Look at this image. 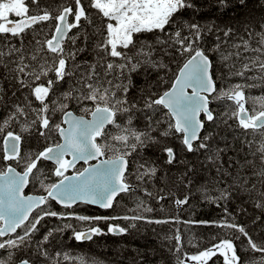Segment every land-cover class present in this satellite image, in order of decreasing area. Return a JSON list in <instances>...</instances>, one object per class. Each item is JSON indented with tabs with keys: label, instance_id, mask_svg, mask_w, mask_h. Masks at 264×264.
Instances as JSON below:
<instances>
[{
	"label": "snow or ice",
	"instance_id": "snow-or-ice-1",
	"mask_svg": "<svg viewBox=\"0 0 264 264\" xmlns=\"http://www.w3.org/2000/svg\"><path fill=\"white\" fill-rule=\"evenodd\" d=\"M218 2L221 7L226 5V0ZM239 4L244 6L245 0H239ZM188 10L193 14L198 13V0H73L71 4L60 5L55 12L46 6L45 0H0V41L3 42V47H0V66L15 73L14 79L19 89L27 92L24 102L13 103L11 111L0 123V133H5L6 128L16 123L21 128L20 133L6 131L0 159L24 165L19 172L11 163H8L6 170H0V250L7 252V258L0 259V264H17L14 260L16 253L27 250L38 231L37 225L45 216L64 217L63 213L42 209L41 206L47 205L50 200L65 208H70L77 201L97 204L105 209L113 207V201L119 193L131 190L126 176L129 166L127 157L138 148L159 143L160 137L178 136L187 152L203 151L208 154L207 161L217 165L221 153L227 151L228 146L213 148V136L201 135L207 123H216L217 115L211 108L213 101L227 105L229 110L223 113L226 117L224 123L227 125L228 120H235L236 127L245 133V143L254 159L245 160L240 165L241 169L247 168L251 173L243 183L247 184L251 177H256L264 186V95H246V89L264 87V17L254 24H246L248 39L241 37L239 43L232 45L236 51L224 53L221 51L219 37L212 49L201 47L205 28L184 18ZM45 24L52 28L50 38L35 40L37 47L29 50L32 44L29 37L44 31L42 26ZM257 25L259 31L254 30ZM249 27L253 30L249 31ZM89 28L91 31H88ZM211 30L209 26L208 31ZM233 31L229 27L223 31V36L228 38ZM145 34H151L154 41L142 40ZM13 40L16 43H12ZM90 44L95 59H81L77 63L81 54L88 52ZM209 51L218 52L224 62L235 57L241 64L232 75L245 80H258L259 83H236L218 90ZM249 52L254 55H244ZM162 53L179 55L184 58V62L170 82L161 77L159 83L165 85L163 91L149 95L144 100L143 109L138 108L127 98L131 74L142 69L171 71L162 59H157ZM9 64L14 67L9 68ZM226 66L230 71L235 67L234 64ZM251 72L257 75L248 76ZM73 76L77 77L75 86L56 96L57 86ZM121 78L127 79L128 84L115 82ZM0 92H3L2 88ZM0 101H3V95H0ZM33 101H38L39 106L33 107ZM72 101L81 105L82 111L90 119L85 115H74L69 110ZM246 104H250V107H246ZM133 110H148L152 113L145 117L147 123L143 129L133 125ZM57 112L62 113L61 123H55L52 119ZM157 113H162V119L154 118ZM124 114L128 116L126 125L118 123ZM110 125L115 127L116 134L106 130V126ZM161 128L163 131H160ZM33 129L44 138L53 132L58 133L63 142L44 147L34 157L30 154L22 155V133ZM248 134L253 139H247ZM109 136L121 147L117 148L116 143L97 142L98 138L107 140ZM163 151L167 163H174L177 153L173 147H165ZM108 152L112 155L106 156ZM69 154L71 159H65ZM97 159L98 164H89V161ZM41 160L54 161L56 167L53 175L62 179L49 185L41 180L46 195L26 196L24 188L31 183L32 178L38 179L36 173L40 171L38 162ZM78 161H83L88 167L77 170L72 176L65 175L69 168H75ZM220 170L218 166L217 171ZM156 172V167L141 164L137 170V179L151 178ZM191 182L189 179V184ZM255 189L254 183L247 191ZM228 195L222 192L220 198H227ZM259 195L264 198V191ZM176 203H187V197ZM256 207L264 208V203L258 202ZM36 210L43 211V214ZM76 219L86 221L108 218L78 216ZM123 219L139 220L142 217L125 216ZM220 226L237 229L247 237L245 254L259 256L253 255L244 261L237 254L233 241L224 239L190 256V260L208 264L219 252L224 264H264V241L253 240L242 226L228 223ZM64 227L71 225L66 224ZM17 229H22L23 234L18 233ZM108 231L124 233L127 229L109 226ZM100 233L101 229L94 227L86 232H74V238L77 241L90 240L93 234ZM52 236L53 231H49L38 242L37 250L46 259H51L53 264H58L55 258L49 256L47 249L42 247ZM176 239L180 240L179 235ZM61 255L56 253V257ZM63 259H78L79 264H86L83 257L72 258L67 253L63 254ZM18 264H31V260L21 258ZM180 264H185V261H180Z\"/></svg>",
	"mask_w": 264,
	"mask_h": 264
},
{
	"label": "trees",
	"instance_id": "trees-1",
	"mask_svg": "<svg viewBox=\"0 0 264 264\" xmlns=\"http://www.w3.org/2000/svg\"><path fill=\"white\" fill-rule=\"evenodd\" d=\"M72 2L73 0H45L46 6L54 12L60 5ZM198 9L196 14L188 10L185 12L184 18L197 22L205 28L201 47L212 49L219 37L221 51L227 53L236 51L232 45L239 43L241 37L248 39L245 32L246 24L250 22L254 24L264 17V0H245L244 6L239 4V0H226L224 7L219 5L218 0H198ZM209 26L212 28L211 31H208ZM42 27L44 31H38L29 37L32 40L29 50H34L37 47L35 40L43 41L49 38L51 27L47 24ZM229 27L233 28V34L225 38L223 31ZM252 30L249 27V31ZM254 30H260L258 25ZM73 31L75 32V30ZM88 31H91V28ZM141 39L154 41L151 34H145ZM12 43H16V41L13 40ZM253 46H255V41H253ZM0 47H3L2 41H0ZM208 54L213 60V78L218 90L228 88L236 83H259L258 80H245L232 75V72L239 69L241 64V61L235 57L224 62L218 52L209 51ZM244 55L252 56L254 54L249 52ZM81 59L89 61L95 59V52L92 50L91 44L88 52L81 54L77 63ZM157 59H162L171 71L142 69L131 74V87L127 98L138 108L143 109L144 100L149 95L162 92L165 85L159 83L161 77L170 82L178 67L184 62V58L176 54L164 55L162 53ZM226 64H234L235 67L230 71ZM12 67L14 65L9 64V68ZM247 75L253 76L257 73L251 72ZM14 76L15 73L8 72L0 66V88L3 89V92H0V95H3V101H0V123H3L4 118L11 111L12 104L23 103L24 97L27 95L26 91L19 89ZM76 79L77 77L73 76L58 85L56 96L67 91L69 87L75 86ZM115 82L128 84V80L123 78ZM14 92L15 96H13ZM246 95L253 97L264 95V87L246 89ZM88 103L90 105V102ZM69 105L81 107L75 101ZM38 106L39 102L33 101V107ZM246 107H250V104H246ZM211 108L217 115L216 123H207L201 135L211 134L213 136L214 139L211 142L213 148L228 146L227 151L221 153L217 165L208 162L206 159L208 154L203 151L187 152L178 136L160 137L159 143L138 148L130 155L126 176L133 188L127 193L119 194L113 202V207L107 211L115 217V224L127 229L126 232L120 235L93 236L89 241L77 242L73 237L74 232L83 229L80 221L70 219L71 217L66 219L46 216L37 225L38 231L34 234L26 252L25 250L17 252L14 260L27 258L33 264H40V261L47 260L50 261L49 264H53L51 259H46L37 250L38 242L42 241L43 236L49 231H53V236L42 247L47 249L49 256L55 258L58 264H79L78 259L64 260V253L72 258L83 257L86 264H180V261H185V264H199L198 261H192L189 257L213 247L224 239L233 241L237 254L241 256L242 260L247 261L253 255L258 257L259 254H245L247 237L237 229L220 225L228 223L242 226L253 240L264 241V208L256 207L258 202L264 203V198L259 195L261 191H264V186L258 182L256 177H251L247 184L243 183L251 173L247 168L241 169L240 165L245 160L254 159L249 154L248 145L245 143V133L236 127L235 120H228L227 125L224 123L226 117L223 113L229 110L225 103L213 101ZM150 115L152 113L148 110H133V125L143 129L147 123L145 117ZM154 118L162 119V113H157ZM127 119V114H124L118 123L126 125ZM18 127L19 125L16 123L6 128V131H18ZM113 130L116 134L114 126ZM160 131L163 129L161 128ZM34 132L33 135L29 134L27 138L23 139V150L30 145L33 147L43 142L42 137L37 135L35 129ZM2 135L3 133H0V157L3 155L1 150ZM247 139H253L252 135L248 134ZM113 143L116 142L113 141ZM167 146L173 147L177 153L176 160L172 164L167 163V156L163 151ZM116 147L120 148L121 146L116 143ZM108 155H112V153L108 152ZM141 164L156 167L155 176L138 180L137 170ZM218 166L221 167L220 171H217ZM238 174L239 179H237ZM189 179L192 180L191 184H189ZM254 183L256 189L251 192L247 191ZM222 192L230 195L227 198H220ZM185 197H187V203H176L177 200H184ZM146 209H151V211ZM62 211L63 208L60 207V212ZM125 216H140L142 219L125 220L123 219ZM156 221L167 222L156 223ZM66 224L71 227L65 228ZM56 229L63 230L55 231ZM17 232L23 234L22 229ZM12 235L15 236V234ZM177 235L180 237L179 241L176 239ZM56 253H61V257H56ZM4 258H7V252L0 250V259ZM208 264H224L223 256L217 252L208 261Z\"/></svg>",
	"mask_w": 264,
	"mask_h": 264
},
{
	"label": "flooded vegetation",
	"instance_id": "flooded-vegetation-1",
	"mask_svg": "<svg viewBox=\"0 0 264 264\" xmlns=\"http://www.w3.org/2000/svg\"><path fill=\"white\" fill-rule=\"evenodd\" d=\"M81 107H73L71 105H69V110H71L74 115H85V117H88L89 115H87L86 113L81 111ZM52 119L54 120L55 123H61L62 122V113H55V115H53ZM65 127V125H64ZM106 130L114 135V130H113V126H106ZM15 133H20L21 129H19L18 131H13ZM34 129L29 131V132H24L22 133L23 137L27 138L29 134L33 135ZM6 134L3 133L2 135V139H1V150L3 153V136ZM38 135V134H37ZM43 142H41L40 144L33 146L30 145L28 146L26 149H22V144H23V140L21 141V153L22 155H31V156H35L36 154H38L39 151H42L44 147L49 146L53 143H62V138L58 135V133H51L47 138L42 137ZM97 142L100 144H112L113 141L111 140V136H109V138L107 140L102 139V138H98ZM167 147H171V146H167ZM166 154V153H165ZM108 155V153L106 154V156ZM65 159H70L69 155H67L65 157ZM127 159L130 162V156L127 157ZM99 161V159L97 160H93V161H89V164H94L97 163ZM8 163H11L12 167H15L16 170L22 171L24 165L21 164H17V162L13 161V162H6L3 161L2 159H0V170H6V167L8 165ZM88 164H85L83 161H78L76 163L75 168H69L68 171L65 173V175L71 176L74 175L76 173L77 170H83L84 167H87ZM38 167L40 169L39 172L36 173V177L37 178H32L31 183H29L25 188H24V194L27 195H35V196H41V195H46V191L44 190V188L41 187L40 181L43 180L45 185H49V184H53V183H58L60 179H62L61 177H56L55 175H53L54 169L56 167L55 162L54 161H44L41 160L38 162ZM42 168V170H41ZM35 171V170H34ZM127 183L131 184L129 181H127ZM83 205V206H82ZM43 210H51V211H55L57 213H63L65 214L63 218H70V219H76V217L78 216H86V217H107L108 219H100V220H94V219H90V220H86V221H81L78 220L82 223L83 225V229L80 231H87L90 228H94V227H98L101 229V233L100 234H93V236H100V235H105V234H110V235H120L123 233H119V234H115L112 232L108 231L109 226H114L116 225L114 222V216L112 215V213L107 212L109 211L110 208H102L97 206L96 204H92V203H88V202H81V201H77L75 204H73L70 208H65L63 205L57 203L56 201H49V203L45 206H41ZM60 207L63 208V211L60 212ZM39 211L40 214H43V211L41 210H36ZM71 213V216H68L67 214ZM46 217V216H45ZM50 217V216H49ZM60 216H57L55 218H58ZM32 217L30 216V221H31ZM19 230V229H17ZM74 238V237H73ZM91 238V239H92ZM90 239V240H91ZM75 240V238H74ZM77 241V240H75ZM82 241H89V240H81ZM79 242V241H77ZM23 259H27V258H23ZM18 261V260H17ZM16 261V262H17ZM31 264H33L31 262Z\"/></svg>",
	"mask_w": 264,
	"mask_h": 264
},
{
	"label": "rangeland",
	"instance_id": "rangeland-1",
	"mask_svg": "<svg viewBox=\"0 0 264 264\" xmlns=\"http://www.w3.org/2000/svg\"><path fill=\"white\" fill-rule=\"evenodd\" d=\"M10 18H13V17H10ZM51 32H52V28H51ZM51 32H50V35H51ZM50 37V36H49ZM90 106V105H89ZM82 108V107H81ZM81 111H82V109H81ZM83 112V111H82ZM19 129H21L20 127H18ZM166 155V154H165ZM166 161H167V157H166ZM117 226H119V225H117ZM119 227H121V226H119ZM48 234V233H47ZM47 234H45V235H47ZM44 235V236H45ZM43 236V237H44ZM25 252H26V250H25ZM50 263V261H47V260H43V261H40V264H49Z\"/></svg>",
	"mask_w": 264,
	"mask_h": 264
},
{
	"label": "water",
	"instance_id": "water-1",
	"mask_svg": "<svg viewBox=\"0 0 264 264\" xmlns=\"http://www.w3.org/2000/svg\"><path fill=\"white\" fill-rule=\"evenodd\" d=\"M74 114V113H73ZM76 115V114H75ZM76 116H80V115H76ZM86 118H88V119H90V116H88V117H86ZM65 127H67V125H65ZM63 142V141H62ZM69 157H70V159H71V155L69 154ZM69 159V160H70ZM99 163V161L97 162V163H94V164H98ZM88 167V166H87ZM72 176V175H71ZM131 188H132V186H131ZM27 196H35V195H27ZM115 200V199H114ZM114 202V201H113ZM58 203V202H57ZM60 204V203H59ZM62 205V204H61ZM97 205V204H96ZM97 206H99V205H97ZM100 207V206H99ZM115 234H119V233H115ZM19 261V260H18ZM18 261H17V264H18Z\"/></svg>",
	"mask_w": 264,
	"mask_h": 264
}]
</instances>
